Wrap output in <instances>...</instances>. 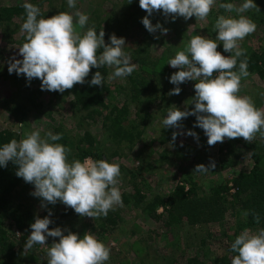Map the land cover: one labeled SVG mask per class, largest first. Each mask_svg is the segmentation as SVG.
Listing matches in <instances>:
<instances>
[{
    "label": "trees",
    "instance_id": "obj_1",
    "mask_svg": "<svg viewBox=\"0 0 264 264\" xmlns=\"http://www.w3.org/2000/svg\"><path fill=\"white\" fill-rule=\"evenodd\" d=\"M33 1L35 3L37 2L36 5L38 7H41L40 3L43 0ZM135 1L134 5L138 8V0ZM222 2H232L238 6L241 0H222ZM254 2L260 5V11L255 13L248 11L246 15L256 23V29L261 30L264 36V0H254ZM121 3L120 9L116 10L114 23L122 28L127 26L131 19H133L132 24L139 25V20L133 17L135 7H130V3L126 0ZM141 10L144 11L143 9ZM41 13L47 18L48 13ZM159 13L160 11L154 12L149 17L153 25L158 23L159 17L157 15ZM56 14L58 13H52L49 17ZM225 14L224 9L219 8L217 5L213 7L208 17L216 20L219 15ZM24 18V9L19 5L0 7V34L2 40L6 41L10 39V42L14 45L21 46L25 42L24 34L21 33L18 40L12 39V35L16 33V29H21ZM91 18L93 19L91 23L88 22L86 28L94 26L97 32L103 30L105 32L104 40L107 44L109 42V36L113 34L110 27L105 23V20H100L93 14ZM191 20H196V18L192 17ZM160 24L165 25L168 29L166 35H161L160 33V36H155L156 38L158 37L157 39L160 42L159 40H154V38L151 39V35L154 33L150 34L147 31L140 43H133L134 48H131L129 46L130 44L126 42L127 47L125 51L131 54L132 60L137 67L130 76L124 78V85L123 83H121L122 85L115 84L114 89H111L107 77L113 69L104 66L100 69H91L84 84H76L72 89H66L62 94H58L63 95L64 98L66 97L65 99L67 97L70 98L69 101H66L67 104L62 110L61 114L63 118L72 113L74 116L79 115L83 122L87 118L92 119V121L95 120L97 123L100 122L101 129L104 131L103 139L105 141V143H101V146L87 132H84L82 137L78 135L75 139L69 137L64 132L61 124L59 126H53L50 122L48 125L51 126H48L44 130L43 127L47 125L45 119H53L50 113H43L45 118L41 114V104L43 102L39 101V96L44 91L40 89V80L33 78L29 82L23 75L17 76L15 73L13 76L10 75L0 59V81H10L16 89V92L11 94L8 100L4 99L0 101V104L3 105L4 112L9 115L7 117L8 120L12 122V126L14 127V129H11L0 124V145L8 143L12 139L19 141L25 133L31 131L30 127L32 124L30 123L31 117L29 115L34 110L36 111L35 114L40 116L37 117L39 119L36 122L37 126H42V135L49 130L54 134H62L63 138L58 143L71 149L68 157L69 160L80 159L83 161L86 157H92L93 159L106 158L110 162L112 158L118 156L119 152L113 146H118L119 148L126 147L131 152L134 148H139L134 153L135 159L140 160L141 163L139 169L145 172L153 169L154 165L151 166L148 164L146 156L156 151L153 146L148 144L150 152H144L145 140L142 139L145 135L143 129L145 126L142 125V122L152 120V116L147 114L148 106L153 102L156 103L158 100L163 102L166 107L163 109L165 116L168 108L171 106H176L182 111H190L194 107V105L188 104L192 97L186 98L190 96L187 82L179 85L181 88L179 95H169V92L175 86L168 81V78L174 72L172 73V69L168 68L167 63L170 58L174 57L178 49H183L187 45L188 42L186 41L189 39V36L186 35L187 29L184 26L176 27L172 20L163 21V24L162 22ZM118 34L121 35L120 37L125 38L123 30L119 31ZM172 34H177L178 36L176 35V37L184 41L183 45L180 46L178 44L175 46L174 40H172V38L174 39ZM160 37L163 39V43ZM261 38L258 36L257 41L261 42ZM154 41L159 44L162 43L159 46L163 54L161 53L162 55L157 59L153 58L150 52L151 42L154 44ZM262 44H264V40H262ZM242 48L246 50L248 57L247 70L250 73L249 78L258 80L263 85L264 46L258 48V50H253L250 47ZM96 71H100L104 76V85L89 87L88 81L91 80L92 75ZM56 93L54 92L50 95H56ZM118 97L121 98L117 99ZM49 101H58V96H54ZM254 102L256 107L262 106L263 103L258 99ZM132 110H136L134 113L136 119L130 118ZM191 117L193 118L189 116L179 123H183L182 126H187L186 123H195V117ZM138 121H140L139 124L137 123ZM171 129V127L168 131L163 129L162 135H160L157 141L159 144L165 145V142H172ZM239 146L244 147V152H247L250 161L247 166L243 165V168L238 167L239 170H236L235 167L239 164ZM165 154L167 152H163L160 157H163ZM217 156H221V158L217 160L210 159V161L215 163V168L210 169V172L207 174H196L192 171L190 173L185 172L182 175L180 173L184 171L177 167L175 178L178 176V180L171 187L167 195L162 197L142 195L141 188L144 186L145 181H143L142 185H138L137 183V175L140 173V170L138 168L128 170L133 180L131 183L133 191L131 193H121L123 204H132L134 207L142 209L143 213L149 219L150 224L152 223L151 226L154 225L153 232L151 231L152 234L155 235L154 232H156V228L158 227L164 234L163 239L167 240V234L169 233L174 237L173 241L165 246L166 248L175 247L179 249L177 250L178 252H184L183 248L185 249V247L181 243V239H179L178 235L180 231L176 226L183 225L184 223L188 228L196 230V243L198 246L196 248L198 252L192 258L185 261L187 264H205V262H211L212 264H231V258L235 254L231 253L229 249L236 236L246 228L252 229L253 231L264 228V138L260 139L256 137L251 142L244 141L243 138H225L222 143H217ZM180 157L183 158L184 156H180L179 154L178 158ZM188 157V166L192 165L191 167L195 168L196 165L202 164L196 155L193 157L188 155ZM187 159L184 161L188 162ZM16 170V166L11 161L8 162L6 167L0 168V264H32L30 263L31 260H28L30 256L36 254L37 257L43 256L46 258L47 246H51L53 242H58V238L55 241H51V238H48L46 247L37 244L31 249L25 248L26 241L31 232L30 225L34 222V219L36 217H45L49 211L52 212L50 219H55L53 218L55 208L51 204L40 201V203L45 204V207L41 208L38 214L35 211V202H32V207L29 204L25 205V202L32 197L31 193L28 194V189L31 188L32 190L33 186L25 183L22 178H18L15 175ZM120 170L123 173V167H120ZM220 171L229 172L224 174L225 177H222L218 174ZM209 175L213 177L207 178ZM65 208L64 212L60 214L61 217L55 221V224L49 225L50 230L59 227L57 223L62 221V225H64V222L67 225L66 227L61 226V229H66L79 236H83L86 232L84 231V227L87 225L89 227L87 232H93L97 237L99 236L101 238L107 232L109 226L114 227L120 221L119 213L115 211H110L105 218L92 220L90 217L80 219V216L71 208L67 206ZM158 210H161V212L158 213ZM41 212H43L42 216ZM245 212L248 213L246 218L243 215ZM254 214H259L261 218L260 224L255 223ZM226 217H230L231 219L232 224L230 229L232 231L224 233L222 239H217L212 234V230L215 228L222 229V224ZM85 219L87 221L91 220V225H88ZM15 236H17V240H13ZM156 236L160 235L158 234ZM104 241L108 240L105 239ZM137 246L138 248L133 249L139 252L135 253L136 255L134 256L135 258L133 257V261L136 258H141L140 252L144 250L139 245ZM110 249L112 252L113 249ZM23 250L28 251L29 255L22 257ZM112 256L113 264H123L120 261L122 255L119 256L118 254L117 257V254H112ZM177 262L175 263H180V261ZM171 264H174V262L172 261Z\"/></svg>",
    "mask_w": 264,
    "mask_h": 264
},
{
    "label": "clouds",
    "instance_id": "obj_2",
    "mask_svg": "<svg viewBox=\"0 0 264 264\" xmlns=\"http://www.w3.org/2000/svg\"><path fill=\"white\" fill-rule=\"evenodd\" d=\"M77 3L78 0H67L70 9H76ZM138 3L147 13L140 23L150 34L158 30L161 35L168 32L159 22L153 25L149 19L157 11L166 18L170 16L172 22L177 17L205 21L217 5L228 13L216 18L215 39L193 35L168 60L167 65L178 69L168 78L175 86L169 95H179V85L187 81L195 82V95L189 103L194 105L190 111L176 106L168 108L161 122L163 128H179L181 120L194 116L193 127L203 130L209 146L222 143L225 138H243L250 142L257 133L264 136V109L257 108L251 96L239 94L242 80L250 75L246 50L240 42L256 31V23L245 15L251 9L259 11L254 0H241L238 6L222 0H138ZM21 7L25 18L20 31L25 42L18 47L17 55L22 59L10 58L9 74H23L29 82L39 79L41 91L63 93L76 84H84L93 68L113 69L107 77L109 81L123 80L136 70L131 54L125 51V38L111 34L106 44L103 30L97 32L94 26L86 28L87 13L58 12L45 18L40 8L27 0ZM218 45L229 55L217 51ZM104 80L101 72L96 71L88 81L89 87L103 86ZM180 134L173 132V143ZM183 134L197 138V133L191 130ZM62 138V134L50 130L42 135L36 128L19 141L12 139L0 145V168L11 161L17 169L15 175L33 186L34 197L51 205L60 202L81 217L105 218L116 207H122L120 165L106 158L69 160L71 149L58 143ZM212 168L215 163L210 161L208 167L196 165L193 173L207 174ZM44 206L42 203L41 207ZM243 215L246 218L248 213ZM51 216L49 211L45 217L34 219L26 249L37 244L45 246L50 237L58 238V242L47 246V264H107L111 249L93 232L79 236L60 227L50 230ZM254 220L260 224L259 214H254ZM229 251L235 254L231 264H264V228L244 229L231 243Z\"/></svg>",
    "mask_w": 264,
    "mask_h": 264
},
{
    "label": "rangeland",
    "instance_id": "obj_3",
    "mask_svg": "<svg viewBox=\"0 0 264 264\" xmlns=\"http://www.w3.org/2000/svg\"><path fill=\"white\" fill-rule=\"evenodd\" d=\"M123 1L124 0H78L77 8L70 9L67 5V0H43L40 3L41 7L39 8L41 12L48 13L47 18H50L49 15H51L52 13L69 12V13L74 14L75 11H81L89 15V23H91L93 19L91 18V15L93 14L94 16H96V18L100 20H105L106 21L105 23L108 24L112 33L117 35L118 37L121 36L120 34H118V32L123 30L125 34L126 42L130 44L129 46H131V48H134L133 43H136V42L140 43L142 41V39L144 38L145 32H146V29L143 27L141 23H139V25L132 24L133 19H131L130 23H128L127 26L122 27V28H120L121 26H117L116 23H114L115 16H116L115 15L116 10L120 9L121 4H122L121 2ZM126 1L129 2V0H126ZM23 2H25V0H0V7L16 6V5L21 6ZM27 2H30L34 5H36L37 3V2L35 3L33 0H27ZM135 2H136L135 0H132V2L130 3V7L131 6L135 7V10H134L135 13L133 17L137 18V20H139L140 22L141 19L147 14L145 11H142L139 6L137 8L134 5ZM257 7L260 11L261 9L260 5H257ZM249 11L253 13L259 12L256 9H251ZM225 15H228V13H226ZM157 16L159 17L157 21L159 23L162 22L163 24V21H167V20L171 21L170 16L166 18L161 13H159V15ZM174 23L176 27L184 26L187 29L186 35L189 36L188 37L189 39L186 42H189L191 37L197 34L215 39L216 34L213 29L215 19L211 17L210 18L208 17L205 21H200L198 19L191 20V18L186 21L182 17H177ZM162 26L166 28L165 25H162ZM78 31H83V30L78 29ZM15 32L16 33L12 35V39L18 40V37L21 34V31L19 29H16ZM262 33H261V30L256 29L254 33L248 35L247 37H245L243 41L240 42V46L250 47L253 50L254 49L258 50V48L264 46V44H262V40H264V36L262 35ZM154 34L151 35V39L154 38V40H159L155 36L156 35L160 36V31ZM176 35L177 34L175 35L172 34V36L174 37V39L172 38V40H174V45L175 46H177L178 44H180V46L183 45L184 41L177 38ZM258 36H260V38L262 37L261 42L257 41ZM161 40L163 43L162 38ZM10 41H11L10 39L6 41L2 40L1 34H0V56H1L0 59L2 60V63H4L3 65L6 69L8 68V62L10 58H12L13 56H15L16 59H22L21 56L17 55L19 51L18 49L19 46L16 44L14 45ZM217 42L219 43V41ZM160 44L157 43L156 41H154V44L153 42H151L150 52L153 58L155 59H157L163 54L162 53L163 51H161V47L159 46ZM169 45H172V44H169ZM217 51H220L225 56L229 55L228 53H223L222 45H218ZM168 68L172 69V73L173 72L175 73L176 69L171 68L169 65H168ZM10 75L13 76L14 72ZM249 77L242 80V87H241V91L239 94L251 96L253 101H256L257 99L261 100L263 102L262 106L257 107V108L264 109V95H262V93H264V82L262 85L258 82V80H254ZM107 81L110 83L111 89H114L115 84L123 83L124 85L125 83V79L121 80L119 78L112 80V81H109L107 79ZM187 83L189 87L188 93H190V96L186 98H190V97L193 98L195 95V92H194L195 82L187 81ZM14 92H16V89L11 84L10 81L8 82L0 81V101L4 99L8 100L11 94H13ZM54 92L55 91L50 92V91L45 90L42 93V95L39 96V101L43 102V104H41L42 105V109H41L42 116L44 117L43 113L45 114L50 113L53 119L51 120V119L46 118L45 123L47 125H45L43 129L46 130L48 126L49 127L51 125L59 126L61 124V126L64 128V132L67 133V135L69 137H72L73 139H75V137H77L78 135L82 137V134L84 132H87L93 138L96 139L97 143H99L100 146H101V143H105L103 139L104 131H102L101 129L100 122L97 123L95 120L92 121V119L90 118H87L83 122L81 121L79 115L74 116L72 113L63 118L61 114L62 110L64 109V106L67 104L66 101H69L70 98L67 97V99H65L66 97L64 98L63 95H58L59 92L57 93L55 92L56 95L55 94L50 95ZM54 96H58V101L50 102L49 100H52ZM119 98L121 97H118L117 99ZM2 106L3 105L0 104V124L5 125L6 127H10L11 129H14V127L12 126V122L8 120L7 118L9 115L4 112V109ZM165 108L166 107L163 102L159 100L156 103L153 102L147 108V114L149 116H152V120L142 122V125L145 126L143 128L145 135L142 137V139L145 140V148H143L144 152L148 153L149 151L148 144L153 146L156 151L155 153L152 152V154H149V156L148 155L146 156V153H145L148 164H150L151 166L154 165L153 169H151L148 172H145L139 169L141 167L140 160H136L135 155H134V153L139 148H134L133 151L131 152L126 147L119 148L118 146H113V148L117 149L119 152H118V156L112 158L110 162H116L120 165V167H123L124 169L120 177L121 182H120L119 187L121 189V193H131V191H133L132 190L133 187L131 184L133 180L131 179V176L129 175L128 170H133L135 168L136 169L138 168L140 170V173L137 175L138 177L137 183L138 185H142L143 181H145L144 186L141 188L142 195L146 194L148 197H153V196L162 197V196L167 195L171 187L178 180L177 178L178 176H176L175 178V173H177V170H176L177 167H179V169H182L184 171L180 173L182 175L185 172L190 173L194 170L193 169L194 167H191L192 165L188 166V163H189V159H187L189 158L188 155H191V157L196 155L200 163H202L206 167H208L210 163V159L217 160L221 158V156H217V143L215 145L209 146L207 144V137L204 135L203 130L198 127H193V125L195 124L194 122L186 123L187 126H182L183 123H179L180 125L179 128L171 129L172 134L173 132L181 133L180 135L177 136L176 141L174 143L165 142V145L159 144L157 141L160 138V135H162L163 129H166L167 131L169 130V128H163L162 123H161L162 119L165 116V114L163 113V109ZM135 111L136 110H132V114L130 117L131 119H136L134 117ZM35 112L36 111L33 110L31 114L29 115V117H31L30 123L32 124V126L30 127V130H34L36 128L42 130V126H37L36 120L39 119L37 117H40V116H37ZM190 118H193V117L190 116ZM40 119L43 120L42 118ZM50 122H51V125H48L50 124ZM137 123L139 124L140 121H138ZM188 130L194 131L195 133H197L198 131L197 138H193L192 136H187L183 134L184 132ZM256 137L260 139L264 138V136H261L260 133H257L253 140H255ZM200 139L202 140L200 141ZM163 152H167V154H165L163 157H160V155ZM106 154L108 153L106 152ZM179 154L180 156L183 155L184 159L182 157L178 158ZM238 154H239V160H238L239 164L237 167H235L236 170H239V168H243V165L247 166L250 161L247 152H244V147L242 146L238 147ZM185 159H187L188 162L184 161ZM228 172L229 171H225V172L220 171L218 174H220V176L222 177H225L224 174ZM182 175H180V177H182ZM211 177L213 176L209 175L207 178H211ZM199 179H202V178H199ZM33 191H34V188H32V190L31 188H29L28 194L31 193L32 195ZM29 199L30 200H27L25 202V205L29 204L32 207V202H35V211L36 213L39 214V211L41 210V208L45 207V206L41 207L42 203H40V201L41 202L43 201L40 198L34 197L33 195ZM52 207L55 208L54 213H53V218L55 219L52 220L53 221L52 224H55V221L58 220L59 217H61L60 214L61 212L62 213L64 212V210L66 209L65 208L66 206L60 202H57V204L52 205ZM114 211L119 213L120 221L114 227L109 226L107 232L104 233L101 238L99 236L97 237L99 240L103 241L106 246L113 249V251L110 254V260L107 262V264H113L112 254H117V257H118V254L119 256L122 255L120 257V261L123 264H140V263L142 264L144 263L145 264H168L169 263L171 264L172 261L174 262V264H176L175 262L177 261L178 262L180 261L179 264H187L185 263V261L192 258V256H194L198 252L196 248L198 247L196 243L197 242L196 240L197 236L195 232L196 230L192 228H188L187 226L184 225V223L183 225L181 224V225L176 226V228L180 231L178 235L179 239H181V243L185 247V249L183 248L184 252H178L177 250L179 249H176L175 247L174 248L165 247L168 243H171L173 241L174 237L170 233L167 234V240L162 238L164 234L161 230L158 229V227L156 228V232H154L155 235L151 233V231L153 232L154 225L151 226L152 223L150 224V222L148 221L149 219L143 213L141 208L134 207L132 204H129V205L123 204L122 207H116ZM160 212L161 210H158V213ZM42 215H43V212H41V216ZM81 218L83 217L80 216V219ZM88 221H87V224L91 225L92 221L91 220H88ZM61 222L62 221L57 223L58 226L66 227L67 223L64 222V225H62ZM231 224L232 222H231L230 217H226L222 224V229L215 228L212 230L213 231L212 234H214L217 239L218 238L222 239L223 237L222 235L224 233H228L229 231H232V229H230ZM88 228L89 227L86 225L84 227V231L87 232ZM158 234L160 236H156ZM105 239H107L108 241H104ZM13 240H17V236H15ZM55 240L56 238H51V241H55ZM135 244L144 248V250L140 252L141 258L140 257L136 258L133 261V257L136 255L135 253L139 252V251L134 250L138 248V246L137 245L135 246ZM22 252H23L22 257L29 255L28 251L23 250ZM33 256H35V258H33ZM33 256H30L28 258V260H31L30 263L47 264V257L46 258H44L43 256L37 257L36 254H34ZM40 259H43V260H40ZM205 264H212V263L205 262Z\"/></svg>",
    "mask_w": 264,
    "mask_h": 264
}]
</instances>
